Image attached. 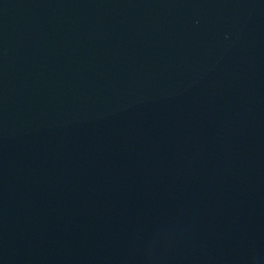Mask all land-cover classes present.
I'll use <instances>...</instances> for the list:
<instances>
[{"label": "water", "instance_id": "95a60500", "mask_svg": "<svg viewBox=\"0 0 264 264\" xmlns=\"http://www.w3.org/2000/svg\"><path fill=\"white\" fill-rule=\"evenodd\" d=\"M0 264H264V0H0Z\"/></svg>", "mask_w": 264, "mask_h": 264}]
</instances>
